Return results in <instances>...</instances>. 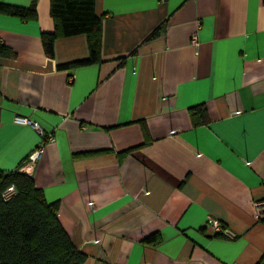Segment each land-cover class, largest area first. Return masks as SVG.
<instances>
[{"label": "crops", "instance_id": "1", "mask_svg": "<svg viewBox=\"0 0 264 264\" xmlns=\"http://www.w3.org/2000/svg\"><path fill=\"white\" fill-rule=\"evenodd\" d=\"M35 2L34 20L0 13V172L43 147L35 184L84 264H263L264 0H96L103 62L69 70L87 37L49 56L51 0Z\"/></svg>", "mask_w": 264, "mask_h": 264}, {"label": "trees", "instance_id": "2", "mask_svg": "<svg viewBox=\"0 0 264 264\" xmlns=\"http://www.w3.org/2000/svg\"><path fill=\"white\" fill-rule=\"evenodd\" d=\"M35 1L29 8L0 3V13L17 16L22 21L34 20L38 17ZM50 14L55 30L42 35L49 56L54 54L53 44L57 38L77 35L87 37L90 51L89 58L61 64L58 69L103 62L102 17L96 13V0H51ZM11 54L13 51L0 40V55ZM203 111L206 110L202 107L191 108L194 126L205 122L199 115ZM20 167L0 172V264H84L87 254L74 245L58 218L59 202L47 201L33 175L24 174ZM10 186H14L17 193L6 200L3 195ZM160 241L159 233L142 240L151 246H157Z\"/></svg>", "mask_w": 264, "mask_h": 264}, {"label": "built area", "instance_id": "3", "mask_svg": "<svg viewBox=\"0 0 264 264\" xmlns=\"http://www.w3.org/2000/svg\"><path fill=\"white\" fill-rule=\"evenodd\" d=\"M166 0H161V2H165ZM191 45L197 50L200 42H199V37L198 35H194L191 38ZM239 111L235 110L232 112L233 115L238 114ZM15 123L17 124H23V125H31L35 130H37L41 135H44L43 129L42 127L36 123L31 121L29 118L26 117H21V116H17L15 118ZM174 133V132H173ZM48 139L50 141H54L53 136H49ZM44 152L43 147H39L37 150H35L30 156L29 159L27 160V163L25 164L24 168H23V173L28 174L29 176L32 175V169L33 166L35 164V162L42 157ZM145 192H147L146 190H144ZM17 193L16 189L14 188V186H10L7 188V190L5 191L3 197L8 200L10 198H12L13 195H15ZM89 205L92 207L93 204L89 203ZM257 209L263 208L264 207V201H260L256 203ZM208 227L215 233H223L226 235H231V232L229 230H227V228H224V226L222 225V223L216 219H212L208 221ZM146 264V263H144ZM264 264V261H263Z\"/></svg>", "mask_w": 264, "mask_h": 264}, {"label": "rangeland", "instance_id": "4", "mask_svg": "<svg viewBox=\"0 0 264 264\" xmlns=\"http://www.w3.org/2000/svg\"><path fill=\"white\" fill-rule=\"evenodd\" d=\"M24 174H26V173H24ZM28 175V174H27Z\"/></svg>", "mask_w": 264, "mask_h": 264}]
</instances>
